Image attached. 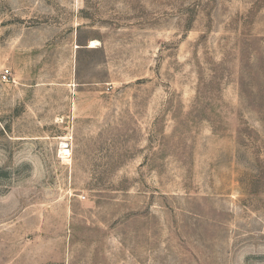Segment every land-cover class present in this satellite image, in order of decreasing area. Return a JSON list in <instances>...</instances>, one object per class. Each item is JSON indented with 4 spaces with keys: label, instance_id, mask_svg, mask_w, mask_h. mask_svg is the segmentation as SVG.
<instances>
[{
    "label": "rangeland",
    "instance_id": "rangeland-1",
    "mask_svg": "<svg viewBox=\"0 0 264 264\" xmlns=\"http://www.w3.org/2000/svg\"><path fill=\"white\" fill-rule=\"evenodd\" d=\"M0 264H264V0H0Z\"/></svg>",
    "mask_w": 264,
    "mask_h": 264
},
{
    "label": "bare ground",
    "instance_id": "bare-ground-1",
    "mask_svg": "<svg viewBox=\"0 0 264 264\" xmlns=\"http://www.w3.org/2000/svg\"><path fill=\"white\" fill-rule=\"evenodd\" d=\"M92 45L91 46H96L97 44H99L100 42L98 40H92L91 41ZM69 145L65 144V142L62 145V149H61V153L64 157H67L70 154V149L67 148Z\"/></svg>",
    "mask_w": 264,
    "mask_h": 264
},
{
    "label": "built area",
    "instance_id": "built-area-1",
    "mask_svg": "<svg viewBox=\"0 0 264 264\" xmlns=\"http://www.w3.org/2000/svg\"><path fill=\"white\" fill-rule=\"evenodd\" d=\"M2 78L6 80L8 78L7 74H3Z\"/></svg>",
    "mask_w": 264,
    "mask_h": 264
}]
</instances>
